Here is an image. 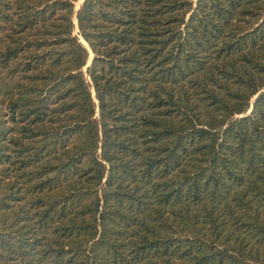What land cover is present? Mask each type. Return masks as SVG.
I'll return each instance as SVG.
<instances>
[{
    "label": "trees",
    "instance_id": "16d2710c",
    "mask_svg": "<svg viewBox=\"0 0 264 264\" xmlns=\"http://www.w3.org/2000/svg\"><path fill=\"white\" fill-rule=\"evenodd\" d=\"M77 1L0 0V264H264V0Z\"/></svg>",
    "mask_w": 264,
    "mask_h": 264
},
{
    "label": "rangeland",
    "instance_id": "374dc122",
    "mask_svg": "<svg viewBox=\"0 0 264 264\" xmlns=\"http://www.w3.org/2000/svg\"><path fill=\"white\" fill-rule=\"evenodd\" d=\"M82 3H83V0H79V1L76 2V10H78V9L81 7ZM76 23H77V20H76ZM75 33H78V28H77V26H76V29H75ZM81 41H82L85 45L88 46V44L86 43L85 40L81 39ZM92 57H93V53L90 52V59H89V61H88L87 66H85L84 70H86L87 67L90 65L89 63L91 62ZM94 95H95V92H94Z\"/></svg>",
    "mask_w": 264,
    "mask_h": 264
},
{
    "label": "water",
    "instance_id": "95a60500",
    "mask_svg": "<svg viewBox=\"0 0 264 264\" xmlns=\"http://www.w3.org/2000/svg\"><path fill=\"white\" fill-rule=\"evenodd\" d=\"M83 2H84V0H83ZM92 59H93V57H92ZM92 59H91V62H92ZM91 62L89 64H91Z\"/></svg>",
    "mask_w": 264,
    "mask_h": 264
}]
</instances>
